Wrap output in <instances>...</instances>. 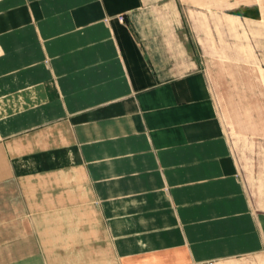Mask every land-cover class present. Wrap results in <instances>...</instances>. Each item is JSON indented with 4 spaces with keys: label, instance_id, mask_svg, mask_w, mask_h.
<instances>
[{
    "label": "crops",
    "instance_id": "crops-1",
    "mask_svg": "<svg viewBox=\"0 0 264 264\" xmlns=\"http://www.w3.org/2000/svg\"><path fill=\"white\" fill-rule=\"evenodd\" d=\"M191 1L0 0V264L264 256Z\"/></svg>",
    "mask_w": 264,
    "mask_h": 264
},
{
    "label": "rangeland",
    "instance_id": "rangeland-1",
    "mask_svg": "<svg viewBox=\"0 0 264 264\" xmlns=\"http://www.w3.org/2000/svg\"><path fill=\"white\" fill-rule=\"evenodd\" d=\"M257 3L264 9V0L191 1L185 6V26L195 31L187 34L189 41H200L196 55L231 144L238 175L251 202L264 208V15L247 19L252 17L246 7ZM238 263L264 264V256Z\"/></svg>",
    "mask_w": 264,
    "mask_h": 264
},
{
    "label": "built area",
    "instance_id": "built-area-1",
    "mask_svg": "<svg viewBox=\"0 0 264 264\" xmlns=\"http://www.w3.org/2000/svg\"><path fill=\"white\" fill-rule=\"evenodd\" d=\"M192 264H222L219 260H208L200 263H192Z\"/></svg>",
    "mask_w": 264,
    "mask_h": 264
}]
</instances>
